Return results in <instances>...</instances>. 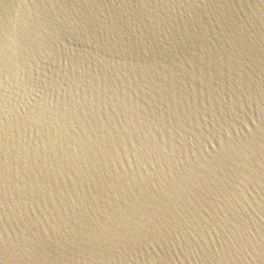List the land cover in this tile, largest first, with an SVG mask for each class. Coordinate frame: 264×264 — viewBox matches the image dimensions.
<instances>
[{
	"label": "water",
	"instance_id": "obj_1",
	"mask_svg": "<svg viewBox=\"0 0 264 264\" xmlns=\"http://www.w3.org/2000/svg\"><path fill=\"white\" fill-rule=\"evenodd\" d=\"M0 264H264V0H0Z\"/></svg>",
	"mask_w": 264,
	"mask_h": 264
}]
</instances>
